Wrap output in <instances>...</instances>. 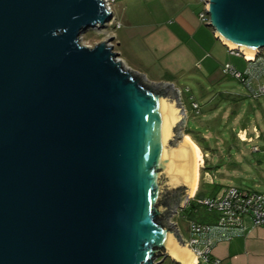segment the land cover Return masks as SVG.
Returning a JSON list of instances; mask_svg holds the SVG:
<instances>
[{
	"label": "water",
	"instance_id": "1",
	"mask_svg": "<svg viewBox=\"0 0 264 264\" xmlns=\"http://www.w3.org/2000/svg\"><path fill=\"white\" fill-rule=\"evenodd\" d=\"M105 1L0 0V264L192 259L167 221L195 187L183 105L113 39L82 45ZM204 1L215 38L254 61L264 0Z\"/></svg>",
	"mask_w": 264,
	"mask_h": 264
},
{
	"label": "rangeland",
	"instance_id": "2",
	"mask_svg": "<svg viewBox=\"0 0 264 264\" xmlns=\"http://www.w3.org/2000/svg\"><path fill=\"white\" fill-rule=\"evenodd\" d=\"M168 1H109L107 4L112 9L113 17L104 27H97L82 33L81 43L84 46L93 48L101 42L113 39L111 44L114 47V52L120 55L119 58H125L126 62L131 65L132 60H136L133 58L135 56L133 51L127 48L125 43L119 46V41H117V35L121 38L123 33V30L120 31V23H124V19L145 22L148 19V14L154 11V6L162 5ZM185 1L192 2L198 7L197 9H202L204 5L203 0ZM120 51H122V54H120ZM262 56L264 57V51H262ZM234 58L236 62L246 61L241 56L238 59L237 57ZM257 58L255 57L254 61ZM125 65L132 71L137 72L127 64ZM146 79L150 82L148 78ZM187 85L188 87H182L181 92L175 93L176 99L182 103L185 113L180 132L182 135L193 136L200 141L199 145L202 147L200 149H202L204 160L200 169L199 190L193 198L197 194L200 197L201 195H208L213 189L209 185L212 182L220 187V195L228 188H236L244 192L264 193V99H250L249 89L232 78L224 81V85L233 91L231 96L224 94L222 97L220 93L216 94L219 88L212 91L209 89L201 91L194 87L193 83H187ZM201 85L204 87L208 84L204 82ZM193 104H197L198 109H194ZM232 112L235 113L231 115ZM254 124L258 127L257 132L252 129ZM245 130L247 134H245ZM246 138L253 141H245ZM179 142H182L181 137L176 138L174 144L177 145ZM207 172L210 176L207 175ZM189 200L187 199L181 207L178 203L175 208L179 214L176 213L167 220L168 223L174 224L179 229L184 240L191 238L190 226L192 222L214 223L218 216L217 213L209 212L203 207L193 208L190 205L184 209ZM160 262H162V259L158 261V263ZM162 264L176 263L168 258Z\"/></svg>",
	"mask_w": 264,
	"mask_h": 264
},
{
	"label": "crops",
	"instance_id": "3",
	"mask_svg": "<svg viewBox=\"0 0 264 264\" xmlns=\"http://www.w3.org/2000/svg\"><path fill=\"white\" fill-rule=\"evenodd\" d=\"M154 7L145 22L124 19V23H120L121 38L117 35L119 46L125 43L136 56H133L136 60H132L131 65L122 58L124 63L151 83L172 84L179 92L182 87H188L187 83H193L201 91L219 88L216 94L231 96L233 91L224 85V81L231 79L222 72L226 65L242 73L251 70L255 75L264 67V62H258L264 60L262 53L255 62L249 59L235 61L237 56L231 54L228 47L215 38L213 30L200 21L204 6L197 9L190 1L169 0ZM204 82L208 85L203 87L201 83ZM259 84L264 85V79L260 82L254 79L252 87L256 89ZM250 99L264 98L250 96ZM257 128L254 124L252 129L257 132ZM190 137L198 143L193 136ZM245 141L253 140L246 138ZM197 145L202 148L199 143ZM207 175L210 176L208 172ZM244 225L243 236L220 242L213 248L212 256L221 264H264V230L255 227L249 218L244 220Z\"/></svg>",
	"mask_w": 264,
	"mask_h": 264
},
{
	"label": "built area",
	"instance_id": "4",
	"mask_svg": "<svg viewBox=\"0 0 264 264\" xmlns=\"http://www.w3.org/2000/svg\"><path fill=\"white\" fill-rule=\"evenodd\" d=\"M110 1L114 2L115 0ZM203 4L205 8L204 0ZM107 8L112 12L110 5ZM199 19L203 24H208L209 17L204 9L200 13ZM228 50L231 54L237 57L241 56L247 61L243 53L234 49L230 50L229 47ZM260 60L259 62H264V60ZM222 72L224 76L236 79L244 84L249 89L251 97L264 98V85L259 84L256 89L252 87L254 79L258 82L264 79V67L258 72V75L252 73L251 70H248L246 73H240L231 65H226ZM193 108L198 109L197 104H193ZM188 202L184 209L191 205L203 207L209 212L218 214L214 223L203 224L192 222L190 226L191 238L189 240L182 238L184 245H187L195 255L197 264H221L219 259L212 256L213 248L220 242H230L236 237L243 236L245 232L244 220L246 218H249L255 227L264 230L263 193L244 192L236 188H228L223 194H219L216 197H194Z\"/></svg>",
	"mask_w": 264,
	"mask_h": 264
},
{
	"label": "bare ground",
	"instance_id": "5",
	"mask_svg": "<svg viewBox=\"0 0 264 264\" xmlns=\"http://www.w3.org/2000/svg\"><path fill=\"white\" fill-rule=\"evenodd\" d=\"M110 0H106V4L109 2ZM105 4V5H106ZM108 5V4H107ZM113 17V16H112ZM99 27V26H97ZM96 27V28H97ZM104 26H101V28ZM247 55H249V53H247ZM244 56H246V54H244ZM255 58V55H254ZM183 115H185V113L183 112ZM184 138L187 139V141L189 142L192 150H193V154H194V162H195V187L190 195L189 198H193V196H195L196 192L199 190V183H200V169L203 165V154L202 151L200 149V147L196 144V142L188 135H183ZM183 140V138H182ZM188 198V200H189ZM187 249H189L187 247ZM190 250V249H189ZM192 252V251H191ZM188 264H197V259L195 257V255L193 254L192 259L190 260V262Z\"/></svg>",
	"mask_w": 264,
	"mask_h": 264
},
{
	"label": "trees",
	"instance_id": "6",
	"mask_svg": "<svg viewBox=\"0 0 264 264\" xmlns=\"http://www.w3.org/2000/svg\"><path fill=\"white\" fill-rule=\"evenodd\" d=\"M188 134H190V133L188 132ZM194 139H195L198 143L200 142V141H198L197 138L194 137ZM199 144H200V143H199ZM209 185L212 186L213 189L208 193V195H206V196H202V195H201V197H200V195L197 194L196 197H198V198H204V197H216V196L219 194L220 187L217 186V185H215L214 183H213V184H209ZM182 196H183V195H180V197H182ZM192 207L195 208L194 206H192Z\"/></svg>",
	"mask_w": 264,
	"mask_h": 264
}]
</instances>
